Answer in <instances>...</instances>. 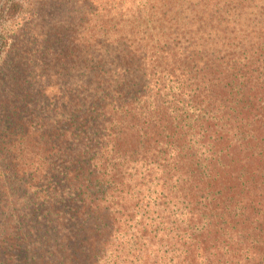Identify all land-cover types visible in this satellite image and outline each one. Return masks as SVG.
<instances>
[{
	"label": "trees",
	"instance_id": "obj_1",
	"mask_svg": "<svg viewBox=\"0 0 264 264\" xmlns=\"http://www.w3.org/2000/svg\"><path fill=\"white\" fill-rule=\"evenodd\" d=\"M142 2L1 89L0 264H264V0Z\"/></svg>",
	"mask_w": 264,
	"mask_h": 264
},
{
	"label": "rangeland",
	"instance_id": "obj_2",
	"mask_svg": "<svg viewBox=\"0 0 264 264\" xmlns=\"http://www.w3.org/2000/svg\"><path fill=\"white\" fill-rule=\"evenodd\" d=\"M142 4V0H0V92L4 86L10 94L22 87L39 101V80H50L44 77L48 58L69 54L77 36L103 37L111 23L118 24V30L136 27Z\"/></svg>",
	"mask_w": 264,
	"mask_h": 264
}]
</instances>
